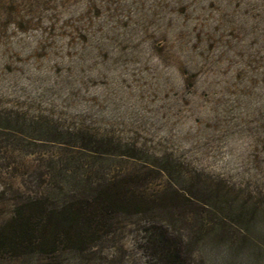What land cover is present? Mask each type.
I'll list each match as a JSON object with an SVG mask.
<instances>
[{"label": "rangeland", "instance_id": "obj_1", "mask_svg": "<svg viewBox=\"0 0 264 264\" xmlns=\"http://www.w3.org/2000/svg\"><path fill=\"white\" fill-rule=\"evenodd\" d=\"M109 181L181 200L111 208L58 264H151L145 218L191 234L193 264L264 252V0H0V223Z\"/></svg>", "mask_w": 264, "mask_h": 264}, {"label": "trees", "instance_id": "obj_2", "mask_svg": "<svg viewBox=\"0 0 264 264\" xmlns=\"http://www.w3.org/2000/svg\"><path fill=\"white\" fill-rule=\"evenodd\" d=\"M125 186L122 181H109L94 198L63 201L59 207H49L41 199H31L14 207L11 216L0 223V264L18 261L25 264H58L63 253L81 255L110 233L111 208L142 210L145 213L155 204L167 207L169 203L181 200V195L176 192L138 198L129 195ZM205 219L196 224L202 240L213 226V221ZM140 231L143 236L140 246L151 264H193L192 252L187 246L191 234L185 238L168 225L148 218H145ZM226 250L229 260H220L218 264H256V260L264 261V252H248L242 245L229 246ZM205 252L207 250H202L198 258L211 264ZM76 259L71 264H86L82 259ZM199 259L197 264L199 261L202 264Z\"/></svg>", "mask_w": 264, "mask_h": 264}]
</instances>
